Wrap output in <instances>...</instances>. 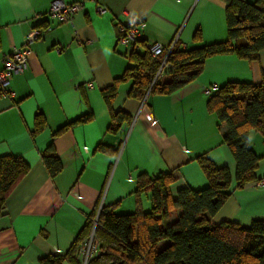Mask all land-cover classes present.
Listing matches in <instances>:
<instances>
[{"label":"crops","instance_id":"0c3cea01","mask_svg":"<svg viewBox=\"0 0 264 264\" xmlns=\"http://www.w3.org/2000/svg\"><path fill=\"white\" fill-rule=\"evenodd\" d=\"M54 1L0 0V68L5 53L22 47L33 28L44 30L31 46L28 66L11 79L14 95L0 97V156L18 155L30 165L0 218V264H42V257L66 255L100 205L118 214L135 212L139 206L150 211L151 194L137 195L141 173L154 177L173 172L174 197L185 187L205 188L209 181L198 160L202 155L219 167H229L233 177V192L211 221L250 226L264 219V185L258 184L264 179V131L252 130L249 136L260 157L257 179L236 188V160L217 114L207 105L212 86L260 83L264 51L252 62L236 55L212 56L196 79L169 95L133 97L132 80L120 79L133 66L129 56L134 49L145 54L147 48L151 53L153 45L168 46L177 35L178 43L189 49L227 40L226 3L86 0L73 23H61L45 15ZM100 6L107 9L105 13H99ZM131 18L143 21L141 44L136 47L117 43L120 24ZM172 76L169 72L162 81ZM117 79L113 110L123 111L126 118L115 129L102 90ZM89 111L90 121L53 136ZM39 113L47 125L33 136ZM51 143L63 165L55 178L41 156ZM180 213L175 211L165 225ZM167 243L160 242L159 248Z\"/></svg>","mask_w":264,"mask_h":264},{"label":"trees","instance_id":"16d2710c","mask_svg":"<svg viewBox=\"0 0 264 264\" xmlns=\"http://www.w3.org/2000/svg\"><path fill=\"white\" fill-rule=\"evenodd\" d=\"M223 1L226 3L228 39L191 49L176 43L168 57L173 68L170 80L156 78L162 63L160 57H153L147 48L145 54L133 50L129 56L133 66L120 78L132 80L131 96L144 99L148 94H172L196 79L203 71L205 61L212 56L236 55L251 62L259 59L264 51V0L254 3ZM120 79L102 90L111 114V126H116L115 129L126 118L123 111L113 110ZM207 105L221 122L225 143L236 160V188H242L257 179L260 157L249 144V136L252 130L264 131V73L257 84L229 82L218 87ZM92 118L89 111L58 129L53 136ZM46 125L45 117L37 114L32 135L37 136ZM41 156L50 176L55 178L63 165L52 143ZM198 160L209 181L205 188L185 187L174 197L171 185L176 177L173 172L154 177L141 173L137 177V195L145 191L151 194L150 211L139 206L135 212L118 214L102 207L96 228L100 253L89 264H264V219L254 220L250 226L231 221L213 223L210 217L233 192V177L229 167L215 165L207 155ZM29 171L30 165L23 157L0 156V218L5 214L9 195ZM178 210L181 213L176 219L165 225ZM97 213L98 208L92 212L83 232L66 255L42 257L41 263L63 264L69 260L81 264L78 249L91 233ZM162 241L168 243L159 248Z\"/></svg>","mask_w":264,"mask_h":264},{"label":"built area","instance_id":"2783aa9c","mask_svg":"<svg viewBox=\"0 0 264 264\" xmlns=\"http://www.w3.org/2000/svg\"><path fill=\"white\" fill-rule=\"evenodd\" d=\"M86 0H76L68 3L64 0L54 1L50 9L45 13L50 18L57 19L61 23H73V17L82 13L84 10V3ZM105 7H98L99 13L106 12ZM143 25V21L131 18L130 22L122 23L119 26L117 35V43L124 45H132L136 47L139 43L140 30L139 27ZM44 30L41 27L33 28L25 37L22 47L15 49L10 53H5L3 60V67L0 68V97L12 96L13 92L10 90L11 79L14 74L22 72L28 66V57L31 54V46L42 37ZM179 41L177 35L173 41L164 46L162 43H156L151 47V53L154 57H160L162 63L157 73L156 78H162L165 74L172 72V66L168 63V57L171 54L174 46ZM181 46L185 48V45ZM60 51V49H59ZM0 53L1 42H0ZM92 86V83L89 85ZM218 88L217 85L210 87L207 91L211 93ZM259 185H264V179L258 181ZM103 205H100L97 216L94 218V225L89 236L84 239L78 249V256L81 264H89L91 260L96 258L100 253V242L96 235V228L99 224V214Z\"/></svg>","mask_w":264,"mask_h":264}]
</instances>
